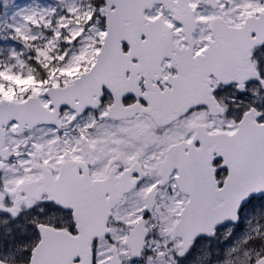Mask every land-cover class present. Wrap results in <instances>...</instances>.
<instances>
[{
  "label": "snow or ice",
  "instance_id": "snow-or-ice-1",
  "mask_svg": "<svg viewBox=\"0 0 264 264\" xmlns=\"http://www.w3.org/2000/svg\"><path fill=\"white\" fill-rule=\"evenodd\" d=\"M0 264H264V0H0Z\"/></svg>",
  "mask_w": 264,
  "mask_h": 264
}]
</instances>
